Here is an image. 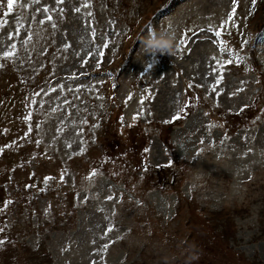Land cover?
Instances as JSON below:
<instances>
[{
  "label": "rangeland",
  "instance_id": "obj_1",
  "mask_svg": "<svg viewBox=\"0 0 264 264\" xmlns=\"http://www.w3.org/2000/svg\"><path fill=\"white\" fill-rule=\"evenodd\" d=\"M7 3L0 264H264V0Z\"/></svg>",
  "mask_w": 264,
  "mask_h": 264
},
{
  "label": "clouds",
  "instance_id": "obj_2",
  "mask_svg": "<svg viewBox=\"0 0 264 264\" xmlns=\"http://www.w3.org/2000/svg\"><path fill=\"white\" fill-rule=\"evenodd\" d=\"M141 45L146 56L155 58L161 54L171 55L176 46V38L166 30H153L141 38Z\"/></svg>",
  "mask_w": 264,
  "mask_h": 264
},
{
  "label": "snow or ice",
  "instance_id": "obj_3",
  "mask_svg": "<svg viewBox=\"0 0 264 264\" xmlns=\"http://www.w3.org/2000/svg\"><path fill=\"white\" fill-rule=\"evenodd\" d=\"M14 3H16V0H8L7 8L9 9V11H11L13 9ZM217 34L219 35V33H217ZM7 55L11 56V55H13V53H8ZM93 175H95V173H93Z\"/></svg>",
  "mask_w": 264,
  "mask_h": 264
}]
</instances>
